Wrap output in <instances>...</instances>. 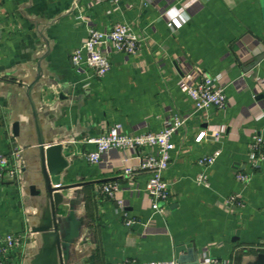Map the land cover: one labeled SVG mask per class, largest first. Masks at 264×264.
Returning a JSON list of instances; mask_svg holds the SVG:
<instances>
[{
	"label": "crops",
	"instance_id": "obj_1",
	"mask_svg": "<svg viewBox=\"0 0 264 264\" xmlns=\"http://www.w3.org/2000/svg\"><path fill=\"white\" fill-rule=\"evenodd\" d=\"M88 20L102 31L126 23L142 40L135 56L111 53L104 78L71 62ZM263 54L264 0H0V153L22 154L16 179L0 185V234L26 237L11 264L177 261L189 245L199 264H264V162L250 160L252 136L264 138V59L250 69ZM205 76L230 79V105L193 113L174 137L162 212L150 207L147 172L123 175L139 167L131 151L87 161L89 141L115 123L159 132L172 115L192 113L182 82ZM53 145L67 162L58 189L45 154ZM216 151L211 168L198 165ZM203 173L208 186L197 181ZM108 182L120 185L124 208L101 191Z\"/></svg>",
	"mask_w": 264,
	"mask_h": 264
},
{
	"label": "built area",
	"instance_id": "obj_2",
	"mask_svg": "<svg viewBox=\"0 0 264 264\" xmlns=\"http://www.w3.org/2000/svg\"><path fill=\"white\" fill-rule=\"evenodd\" d=\"M121 0H98L101 3H110L118 6ZM88 33L82 44L71 52V62L76 70L85 73L86 69L94 72L97 78H104L111 70V53H121L126 57L135 56L142 46V40L136 36L131 27L126 23H116L110 31H102L97 23L88 20ZM170 26L180 29L182 24L174 19L169 22ZM229 78L218 76L217 78L205 76L201 80L182 82L184 90L193 102L192 113H177L164 124L159 132H134L128 133L120 123L111 125L101 136L90 140L95 149L87 154V161L92 165H101L105 156L112 151L129 150L139 161V167L124 166L123 175L126 178H133L137 171L142 170L148 173L149 179L146 185V193L151 200V209L155 212H162L161 205L170 199L168 183L164 178L165 172L170 168L176 144L173 139L181 129H184L193 113L207 112L211 109L220 111L226 110L230 100L226 94V83ZM207 132H201L196 137V142H202ZM220 138L219 132L215 133ZM250 160L255 165L264 162V138L253 135L250 143ZM221 156L220 151L204 156L198 160V165L205 170L211 168ZM21 151H13L10 154L0 153V185L6 181H14L18 174V162L21 159ZM260 162V163H259ZM239 180H249V176L238 174ZM197 181L208 186V176L203 173L197 177ZM101 191L115 201L122 208L125 202L117 182L104 184ZM236 203L235 197L230 198ZM132 219H127V226L133 225ZM26 237L22 234L4 233L0 234V264H11L14 253L23 246ZM117 264H133L124 260ZM142 264H178L177 261L144 262ZM203 264H229L222 263L215 259L207 258Z\"/></svg>",
	"mask_w": 264,
	"mask_h": 264
},
{
	"label": "water",
	"instance_id": "obj_3",
	"mask_svg": "<svg viewBox=\"0 0 264 264\" xmlns=\"http://www.w3.org/2000/svg\"><path fill=\"white\" fill-rule=\"evenodd\" d=\"M264 59V54L258 58H256L255 62L251 66L250 69H253L256 65H258L261 60ZM17 128V125L15 126ZM17 131V129H16ZM62 146L61 145H53L49 146L45 150L46 159H47V166L49 169V173L51 176V184L53 189H58L61 185V175L64 169L67 166V162L62 154ZM32 192L34 193L37 191L34 187L31 188ZM187 252L185 255H181L184 252ZM177 263L178 264H199L200 258L198 252L192 246H182L177 249L176 252ZM261 262H264V255L260 256Z\"/></svg>",
	"mask_w": 264,
	"mask_h": 264
}]
</instances>
